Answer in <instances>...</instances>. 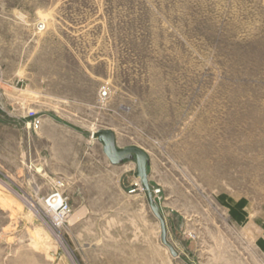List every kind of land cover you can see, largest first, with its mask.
I'll return each mask as SVG.
<instances>
[{
  "label": "rangeland",
  "instance_id": "374dc122",
  "mask_svg": "<svg viewBox=\"0 0 264 264\" xmlns=\"http://www.w3.org/2000/svg\"><path fill=\"white\" fill-rule=\"evenodd\" d=\"M0 264H264V0H0Z\"/></svg>",
  "mask_w": 264,
  "mask_h": 264
},
{
  "label": "water",
  "instance_id": "95a60500",
  "mask_svg": "<svg viewBox=\"0 0 264 264\" xmlns=\"http://www.w3.org/2000/svg\"><path fill=\"white\" fill-rule=\"evenodd\" d=\"M93 138L101 143L103 153L111 165L117 166L127 161L135 162L136 173L134 174V176L140 182L141 189L144 192L150 210L159 221L161 243L169 250L172 256H176V251L173 249L172 245L167 241L165 221L159 210L158 204L156 203L153 197L148 182L147 154L142 149L135 146H129L124 148L117 147L115 136L110 130H99L93 134Z\"/></svg>",
  "mask_w": 264,
  "mask_h": 264
},
{
  "label": "bare ground",
  "instance_id": "6f19581e",
  "mask_svg": "<svg viewBox=\"0 0 264 264\" xmlns=\"http://www.w3.org/2000/svg\"><path fill=\"white\" fill-rule=\"evenodd\" d=\"M39 27H40V29H43L44 25L41 24V25H39ZM136 183H137L139 189L141 190V185H140V182L138 179H136ZM57 197L55 196L52 199L48 200V204H50L51 206L53 205V207H57V205L61 202L59 197L58 198ZM58 206H60V205H58Z\"/></svg>",
  "mask_w": 264,
  "mask_h": 264
},
{
  "label": "built area",
  "instance_id": "2783aa9c",
  "mask_svg": "<svg viewBox=\"0 0 264 264\" xmlns=\"http://www.w3.org/2000/svg\"><path fill=\"white\" fill-rule=\"evenodd\" d=\"M38 29H40L39 25H38Z\"/></svg>",
  "mask_w": 264,
  "mask_h": 264
}]
</instances>
